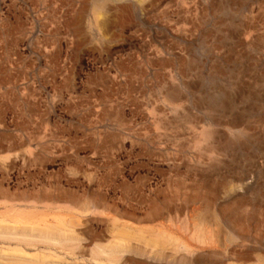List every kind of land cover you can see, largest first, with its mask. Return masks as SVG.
<instances>
[{"label": "rangeland", "instance_id": "obj_1", "mask_svg": "<svg viewBox=\"0 0 264 264\" xmlns=\"http://www.w3.org/2000/svg\"><path fill=\"white\" fill-rule=\"evenodd\" d=\"M0 221V264H264V0H0Z\"/></svg>", "mask_w": 264, "mask_h": 264}, {"label": "bare ground", "instance_id": "obj_2", "mask_svg": "<svg viewBox=\"0 0 264 264\" xmlns=\"http://www.w3.org/2000/svg\"><path fill=\"white\" fill-rule=\"evenodd\" d=\"M97 1H99V0H97ZM99 5H100V4H99ZM100 6H101V5H100ZM54 80H55V79H54ZM67 88H68V87H67ZM38 91H39V89H38ZM27 93H28V92H27ZM22 94H23V93H22ZM32 94H33V93H32ZM64 94H65V93H64ZM76 95H77V94H76ZM31 96H32V95H31ZM33 96H34V95H33ZM27 98H28V97H27ZM91 98H92V97H91ZM93 98H94V97H93ZM221 99H222V98H221ZM26 100H28V99H26ZM38 100H39V99H38ZM91 100H92V99H91ZM79 101H80V100H79ZM79 101H78V102H79ZM35 104H36V103H35ZM76 104H77V103H76ZM47 105H48V104H47ZM112 107H113V106H112ZM37 108H38V107H37ZM22 110H23V109H22ZM33 110H34V109H33ZM17 111H18V110H17ZM41 112H42V111H41ZM35 113H36V112H35ZM34 115H35V114H34ZM35 117H36V116H35ZM38 124H39V123H38ZM41 124H42V123H41ZM50 127H51V126H50ZM206 130H207V129H206ZM52 132H53V131H52ZM40 134H41V133H40ZM52 134H53V133H52ZM34 137H35V136H34ZM37 139H38V138H37ZM45 139H46V138H45ZM30 142H31V141H30ZM56 145H57V144H56ZM54 148H55V146H54ZM56 154H57V153H56ZM69 159H70V158H69ZM51 162H52V161H51ZM118 172H119V171H118ZM47 178H48V177H47ZM72 181H73V180H72ZM105 182H106V181H105ZM111 186H112V185H111ZM111 188H112V187H111ZM65 194H67V193H65ZM63 195H64V194H63ZM67 195H68V194H67ZM76 195H77V194H76ZM57 196H58V195H57ZM64 196H65V195H64ZM93 196H94V195H93ZM46 197H47V198H50L51 200L53 199V196H52L51 194L48 195V196H46ZM58 197H59V196H58ZM58 197H57V198H58ZM79 197H80V196H79ZM94 197H95V196H94ZM63 199H64V198H62V200H63ZM78 199H79V198H78ZM46 201H49V200H45V202H46ZM79 201H80V200H79ZM45 202H44V203H45ZM2 203H3V201H2ZM32 203H33V202H32ZM54 203H55V202H53L52 204H54ZM45 204H46V203H45ZM45 204H44V205H45ZM115 204H116V203H115ZM46 205H47V204H46ZM8 206H9V205H8ZM52 206H53V205H52ZM52 206H51V207H52ZM63 206H64V205H63ZM67 206H68V205H67ZM99 206H100V205H99ZM103 206H104V205H103ZM14 209H15V208H14ZM95 210H96V209H95ZM17 212H18V211H17ZM96 212H97V211H96ZM9 213H10V212H9ZM7 216H8V215H7ZM17 218H18V217H17ZM57 218H58V217H57ZM86 218H87V217H86ZM43 219H44V217H43ZM62 219H63V218H62ZM62 219H61V220H62ZM1 221H2V220H1ZM1 221H0V222H1ZM70 221H71V220H70ZM44 222H46V221H44ZM47 223H49V222H47ZM49 224H50V223H49ZM70 224H71V223H70ZM21 225H22V224H21ZM61 225H62V224H61ZM66 225H67V224H66ZM64 227H65V226H64ZM31 228H32V227H31ZM138 233H139V232H138ZM161 233H162V232H161ZM6 239H7V238H6ZM19 249H20V248H19ZM222 249H223V248H222ZM191 251H192V250H191Z\"/></svg>", "mask_w": 264, "mask_h": 264}]
</instances>
